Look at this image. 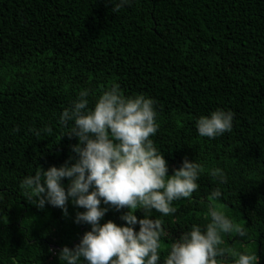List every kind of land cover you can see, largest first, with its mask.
<instances>
[{
    "label": "trees",
    "instance_id": "trees-1",
    "mask_svg": "<svg viewBox=\"0 0 264 264\" xmlns=\"http://www.w3.org/2000/svg\"><path fill=\"white\" fill-rule=\"evenodd\" d=\"M111 82L154 99L151 138L168 175L185 157L225 171L218 202L247 236L225 234L221 247L256 251L264 264V0H132L119 11L107 0H0V264H63L59 250L90 230L74 223L83 208L39 209L19 185L36 167L74 157L76 138L60 137L59 113L79 90H90L91 105ZM218 107L234 112L232 131L200 137L195 119ZM45 124L51 133L33 132ZM198 184L163 218L169 239L209 222L216 181L203 174ZM101 207V224L124 223L126 209Z\"/></svg>",
    "mask_w": 264,
    "mask_h": 264
},
{
    "label": "clouds",
    "instance_id": "clouds-1",
    "mask_svg": "<svg viewBox=\"0 0 264 264\" xmlns=\"http://www.w3.org/2000/svg\"><path fill=\"white\" fill-rule=\"evenodd\" d=\"M113 11L129 6L132 0H107ZM90 90H79L69 106L58 116L61 136L75 137L70 145L74 157L59 167H36L25 175L20 188L43 209L46 204L61 209L66 216L71 203L77 211L74 223L88 224L79 242L58 252L63 264H257L256 251L232 249L229 255L221 245L224 235L246 237L244 226L237 223L218 202L228 177L219 166H208L186 157L171 175L163 153L153 139L158 129V113L153 98L145 94L125 95L116 82L95 93L90 105ZM234 112L216 108L195 119L200 137L213 140L233 128ZM36 135L52 128L33 129ZM60 139V138H59ZM59 141V140H58ZM57 141V142H58ZM69 161H72L71 163ZM216 181L208 195L205 225L193 223L175 239H169L164 217L174 215V201L191 199L199 188L201 175ZM67 179L65 186L62 183ZM126 209L123 224L111 220L100 223L108 207ZM142 209L143 218L134 214ZM159 213L149 218L151 210ZM139 225L134 231V226ZM168 240L165 245L162 241ZM163 250V252H162ZM163 257V258H162Z\"/></svg>",
    "mask_w": 264,
    "mask_h": 264
},
{
    "label": "built area",
    "instance_id": "built-area-1",
    "mask_svg": "<svg viewBox=\"0 0 264 264\" xmlns=\"http://www.w3.org/2000/svg\"><path fill=\"white\" fill-rule=\"evenodd\" d=\"M51 250H52V255H54L55 254V250L53 248H51Z\"/></svg>",
    "mask_w": 264,
    "mask_h": 264
}]
</instances>
